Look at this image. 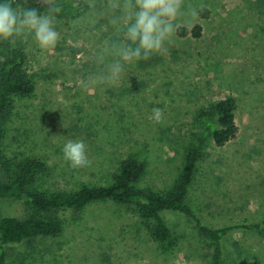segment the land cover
<instances>
[{"label":"rangeland","instance_id":"obj_1","mask_svg":"<svg viewBox=\"0 0 264 264\" xmlns=\"http://www.w3.org/2000/svg\"><path fill=\"white\" fill-rule=\"evenodd\" d=\"M203 3L208 15L200 12L187 26L199 25L198 37L176 35L165 54L126 65L115 84L90 82L99 71L94 42L108 36L103 22L74 30L75 16L57 15L61 38L54 49L18 39L35 89L31 96L11 97L0 147L11 173L30 158L45 162L31 188L46 194L108 185L120 163L131 158L144 163L135 187L163 195L199 129L198 110L231 95L236 135L222 146L206 145L186 201L202 224L230 228L224 239L227 264H257L255 254L264 263V235L238 227L264 218V0ZM153 108L162 109L161 123L149 119ZM70 139L85 142L89 166L72 168L64 160L62 147ZM26 213L21 200L0 199L1 215ZM57 215L60 234L8 246L7 264H211L210 244L195 220L178 211L161 212L175 237L169 252L161 251L129 206L107 200Z\"/></svg>","mask_w":264,"mask_h":264},{"label":"trees","instance_id":"obj_2","mask_svg":"<svg viewBox=\"0 0 264 264\" xmlns=\"http://www.w3.org/2000/svg\"><path fill=\"white\" fill-rule=\"evenodd\" d=\"M61 2L63 11L58 15L65 19L81 14L84 8L78 0ZM17 5L44 10L42 0H14V6ZM201 13L202 16L208 15L206 10ZM200 31L199 25L191 29L184 26L176 35L184 37L191 34L198 37ZM24 63L25 54L19 45L13 46L6 41H0V133L12 111L11 97H28L35 89L32 78L24 70ZM235 108V98L227 95L222 99L210 101L198 110L199 129L195 132L185 155L181 172L170 191L163 195L148 188L135 187V183L144 172V163L131 158L120 163L113 182L108 185H82L73 192L46 194L31 188L36 177L45 170V162L40 158H30L19 165L16 172L11 173L0 147V172H3L0 174V199H19L27 208V213L23 217L0 214V264H7V247L10 245L29 241L36 236L60 234L63 229V222L57 215L60 210L81 211L91 203L107 200L132 207L139 221L147 226L151 237L163 252L173 249L175 237L161 212L178 211L193 218L199 234L212 248L211 264H227L224 239L230 228H212L202 224L187 203L186 193L206 145L212 141L215 145L222 146L236 135L238 128L235 123ZM238 227L256 230L264 235V218L243 223ZM254 259L257 264H264L261 254H255Z\"/></svg>","mask_w":264,"mask_h":264},{"label":"clouds","instance_id":"obj_3","mask_svg":"<svg viewBox=\"0 0 264 264\" xmlns=\"http://www.w3.org/2000/svg\"><path fill=\"white\" fill-rule=\"evenodd\" d=\"M44 10L14 6V0H0V41L15 46L18 39L30 38L40 50L54 49L60 40L57 15L61 0H42ZM81 14L71 20L74 30H90L102 22L107 39L95 43L92 59L99 71L90 78L97 85L120 81L126 65L151 56L163 55L181 27L191 25L204 11L203 0H83ZM150 120L161 123L163 112L153 108ZM63 158L72 168L87 167L90 160L83 140H68Z\"/></svg>","mask_w":264,"mask_h":264}]
</instances>
